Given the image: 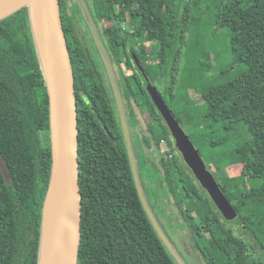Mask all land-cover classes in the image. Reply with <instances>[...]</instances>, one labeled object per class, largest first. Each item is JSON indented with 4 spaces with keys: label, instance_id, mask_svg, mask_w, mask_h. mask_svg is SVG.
<instances>
[{
    "label": "trees",
    "instance_id": "1",
    "mask_svg": "<svg viewBox=\"0 0 264 264\" xmlns=\"http://www.w3.org/2000/svg\"><path fill=\"white\" fill-rule=\"evenodd\" d=\"M86 1L102 38L113 50L112 62L120 68L126 99L135 97L150 125H155L159 135L149 124L147 130L157 147L162 148V141H166L171 148L162 158L169 188L166 194L175 196L184 214L194 241V257L202 256L205 264H264V238L260 237L264 233V184L243 188L235 177L223 178L227 184L214 173L239 214L244 231L239 233L221 218L176 149L136 66L135 58L167 103L150 75L153 67L148 62L147 49L143 43L131 41V37L143 42L157 41L161 44L159 57L173 50L178 59L173 48L176 43H186V34L195 19L193 11H201L215 0ZM60 4L78 108L83 198L78 264H178L141 201L122 126L107 89L108 80L86 44L84 29L88 33L90 28L77 1L60 0ZM215 6V26L228 30L234 64L244 65L246 71L202 92L207 107L204 117L234 139L243 137L241 129L252 135L250 141L234 150L231 159L238 165L236 171L242 179L264 181V0H222L215 1ZM105 21L109 23L102 31L99 23ZM129 21L131 27L124 29V23L128 25ZM122 65L131 70L132 76L125 75ZM173 84L169 94L175 99ZM167 106L180 122L168 103ZM144 142L151 146L150 141ZM51 171L49 97L29 10L24 8L0 21V264H38ZM232 172L235 174V170ZM175 181L180 185V197ZM150 205L155 210L151 202Z\"/></svg>",
    "mask_w": 264,
    "mask_h": 264
},
{
    "label": "water",
    "instance_id": "2",
    "mask_svg": "<svg viewBox=\"0 0 264 264\" xmlns=\"http://www.w3.org/2000/svg\"><path fill=\"white\" fill-rule=\"evenodd\" d=\"M76 1L106 65L107 77L112 84L115 102L120 111V122L133 177L143 206L156 232L176 262L187 264L151 208L139 174V162L129 132L121 86L113 62L87 1ZM24 8L29 10L33 39L46 82L50 108L52 171L44 201L38 264H78L83 200L80 187L78 108L75 73L63 26L61 4L60 0H0V21ZM135 60L147 82L149 96L169 128L183 161L214 204L219 208L227 206L229 201L215 176L207 168L199 150L150 82L143 66L137 58ZM57 186L59 188L57 221L50 238L45 242L46 206Z\"/></svg>",
    "mask_w": 264,
    "mask_h": 264
},
{
    "label": "rangeland",
    "instance_id": "3",
    "mask_svg": "<svg viewBox=\"0 0 264 264\" xmlns=\"http://www.w3.org/2000/svg\"><path fill=\"white\" fill-rule=\"evenodd\" d=\"M71 1L76 2V0ZM215 1L216 3H219L222 0ZM215 1H212L214 8L212 4H205L201 11H193V17L195 19L190 25V29L186 34V43L183 45H179V43H176L173 48L177 52V55L179 54L178 59H176L174 53L172 54L173 50H168L166 54L164 56H160V58L159 52L161 51V44L157 41L143 42L139 41L135 37H131V41L136 44L143 43L146 47L148 52V62L150 63V67H153L151 69L150 75L152 76V78H154V84H156L160 88L168 105L176 113L177 117L181 119L180 125L182 126L184 131L191 137L190 139L199 150L209 171L213 175L218 173L217 176L219 180L227 182V184L228 181L223 178L235 177L238 180V183H240V186L243 188L261 187L264 184V181L242 179L238 174L239 171H236V166L238 165H235L233 158L231 159V154L234 152V150L244 142L250 141L252 139V135H250L249 133H245L246 131L244 129H241L240 131L244 133L243 137L240 140L234 139V137H231V134L229 135L221 126L211 125V123L206 121L204 117L207 112V107L202 99V92L210 86L236 78L238 75L246 71V67L244 65L234 64L229 42L230 38L228 35V30L215 26ZM205 6H208L209 9L206 10ZM108 23V21H105L104 23L101 22L99 23V26L100 28H102L103 26H107ZM131 25V21H129L127 28H130ZM80 28H82L83 32L84 27H81L80 25ZM85 39L87 47L90 50L95 63L99 66V69L102 71L104 76L107 77L106 65L102 56L100 55L99 48L96 45V41L93 37L92 32L88 31L87 33L85 30ZM110 57L111 60H115L114 54L110 55ZM116 70H118V68ZM156 76L158 77V79H155ZM173 82V92L175 95V99H172L169 94ZM131 87L135 89V86L132 85V83ZM107 89L112 95L113 102H115L112 84L109 82V79ZM135 94L137 96V90L135 91ZM136 98L138 100V97ZM132 99L133 100L130 103L131 105H133L132 108L134 111V115H136L135 119L137 120V123L134 122L135 120L131 115L132 109H127V106L124 104L127 118L129 117V132L132 138L134 150L137 148L138 154L144 156V142L141 139V135L146 134H144V132H146L145 129H147V125L149 124L148 126H151L154 134L159 135V132L156 129L155 125H150L151 121L149 120L147 113L144 112L145 110L141 105H137L135 97H133ZM114 105L117 116L121 120L117 103L115 102ZM138 121H140L139 124ZM130 125L134 126L135 128L137 127L133 137L131 133L132 128L130 127ZM164 149L166 152L171 148L169 146H165ZM136 158L138 161L139 158L137 157V154ZM155 160L153 159V157H151V161L144 160V163L141 167L138 164L139 174L143 187H145V189L147 186L150 191V189L156 187L158 190L159 198L166 200L168 199L167 197L170 196H167L166 194L169 191L164 190L163 187L158 184L162 181V179L166 180L164 168H161V164L160 167H156L157 164H155L156 166H153L152 162H156ZM232 170H235V174L232 172ZM176 184L178 188L177 194L178 197H180V194H182L180 185L177 182ZM228 201V205H224L222 206V208H219L216 205L215 206L217 210L220 211V215L222 216L221 218L224 219V221L229 222L230 225L234 226L236 231H238L239 233H244L243 227L238 221L239 214L235 210L229 199ZM150 202L152 203L151 199ZM169 203L170 202L168 200V205ZM160 205L159 207H161ZM173 205L174 204H170V206L174 207ZM183 207H186L185 204ZM167 223H165V225ZM168 226L171 227L173 231L171 233L172 239L176 238V240H178L177 238L179 237V234L176 232V230H184L181 222L176 218L173 221V224H171L170 222ZM244 228L246 227L244 226ZM182 233L183 234H181V237H184L185 242H183L182 240L178 241L177 245L180 246L178 249L180 253L184 254V260L187 262V264H205L204 258L202 256L196 255L198 258L194 257V249L191 248L193 246L192 244H194V241L193 239H191V237H189V232L185 229ZM186 236L188 237V239L186 238ZM260 237L264 238V233L260 234ZM191 251L193 252V254Z\"/></svg>",
    "mask_w": 264,
    "mask_h": 264
},
{
    "label": "flooded vegetation",
    "instance_id": "4",
    "mask_svg": "<svg viewBox=\"0 0 264 264\" xmlns=\"http://www.w3.org/2000/svg\"><path fill=\"white\" fill-rule=\"evenodd\" d=\"M89 29V28H88ZM84 30H86V28L84 29ZM90 30V29H89ZM88 30V31H89ZM101 30H102V28H101ZM103 31V30H102ZM103 41H104V43H105V45H106V48H107V50H108V52H109V54L110 55H112V54H114L113 53V50H111V47H109L108 46V44L106 43V39L105 38H103ZM114 65V68H115V71H116V74H117V77H118V80H119V83H120V85H121V74H120V68L116 65V64H113ZM116 66H117V68H118V70H116L117 68H116ZM122 70L125 72V75L127 76V77H130V76H132V72H131V70H129L126 66H124V65H122ZM107 78V77H106ZM145 79V78H144ZM108 80V79H107ZM146 84H147V82H146ZM154 86V85H153ZM121 89H122V95H123V100H124V104L127 106V109H132L131 110V115H132V117H133V119L135 120L134 122H136L137 123V120L135 119L136 117V115H134V111H133V105H131V101L133 100L132 98H130L129 100H127L126 99V96H125V91L123 90V86L121 85ZM146 89H147V86H146ZM158 91V90H157ZM148 92V91H147ZM159 93V92H158ZM149 94V93H148ZM114 104H115V102H114ZM120 120V119H119ZM128 121H129V117H128ZM121 123V122H120ZM130 123V122H129ZM140 123V121H138V124ZM130 127L132 128V137L134 136V132L136 131V128L134 127V126H131L130 125ZM143 127V126H142ZM145 131L146 132H144V134L145 135H141V139L143 140V142H144V140H148V141H150L149 142V144H151V146H147L146 145V143L144 142V145H143V150L145 151V155L144 156H141V155H139L138 154V152H137V148L135 149V151H136V154H137V157L139 158V165H140V167L142 166V164L144 163L143 161L144 160H146V161H151V157H153V159L156 161V162H152V165L153 166H156L155 164H157V166L156 167H160V164H161V168L164 166L163 165V160H162V158H163V153H162V148L159 146V147H157V145L155 144V142L150 138V132L147 130V129H145ZM143 132V131H142ZM143 136V137H142ZM159 164V165H158ZM155 167V168H156ZM156 170H158V169H156ZM193 174V173H192ZM194 176V175H193ZM162 177V176H161ZM196 180V179H195ZM196 182H197V180H196ZM158 184H160V186H162L163 187V189L165 190H168L169 191V188L167 187V182H165V180H163L162 179V181L161 182H159ZM146 186V185H145ZM201 186V185H200ZM154 187V186H153ZM145 188V187H144ZM202 188V187H201ZM203 189V188H202ZM147 190V191H146ZM204 190V189H203ZM145 191H146V193L148 192V194L147 195H149L148 197H150V199H151V201H152V204H153V206H154V208H155V210L153 209V212L155 213V215H156V217H157V219H158V221H159V223L161 224V226L163 227V229H164V231L167 233V235L170 237V239L173 241V243L175 244V246L179 249V247L180 246H178L177 244H178V241H183V242H185V240H184V237L182 236L181 237V234H183L182 232L186 229V231H188L189 232V234H190V236L189 237H191V239H193V237L191 236V232H190V228L187 226V223H185V220H184V214H182V210H180V208L178 207V205H177V203H176V200H175V196H173V195H171L170 194V196L169 197H167L168 199H162V201H161V199L159 198V196H158V190H157V188L156 187H154L153 189H150V191H149V189L147 188V186H146V189H145ZM206 191V190H205ZM208 194V193H207ZM168 200H169V205H168ZM161 204V205H160ZM170 204H174L173 206L174 207H172V206H170ZM159 205L161 206V207H159ZM170 207V208H169ZM186 208H184L183 210H185ZM219 211V210H218ZM185 212L187 213V211L185 210ZM220 212V211H219ZM177 218V220H179L180 222H181V225H183V227H184V230H176V232L179 234V237L177 238L178 240H176V238H173L172 239V236H171V233L173 232L172 231V228L171 227H169L168 225L170 224V222H171V224H173V221L175 220ZM169 220H170V222H169ZM167 221H168V223H167ZM165 223H167L166 225H165ZM176 223H177V221H176ZM165 227H164V226ZM186 238L188 239V237L186 236Z\"/></svg>",
    "mask_w": 264,
    "mask_h": 264
},
{
    "label": "bare ground",
    "instance_id": "5",
    "mask_svg": "<svg viewBox=\"0 0 264 264\" xmlns=\"http://www.w3.org/2000/svg\"><path fill=\"white\" fill-rule=\"evenodd\" d=\"M58 200H59V188L57 186L54 192H52L50 198L48 199L46 206L45 229H44L45 242H47V240L50 238L53 232V227L55 226L57 221Z\"/></svg>",
    "mask_w": 264,
    "mask_h": 264
},
{
    "label": "built area",
    "instance_id": "6",
    "mask_svg": "<svg viewBox=\"0 0 264 264\" xmlns=\"http://www.w3.org/2000/svg\"><path fill=\"white\" fill-rule=\"evenodd\" d=\"M124 24H125V23H124ZM123 28H124V29H127V25H126V24L123 25ZM161 146H162V150H161V151H162L163 154H166V153L170 150V149H169L168 151L165 152V149H164V148H165V146H168V144L166 143V141H162Z\"/></svg>",
    "mask_w": 264,
    "mask_h": 264
}]
</instances>
